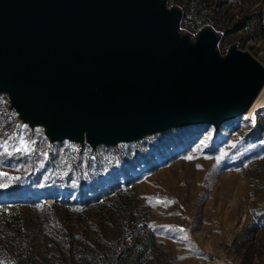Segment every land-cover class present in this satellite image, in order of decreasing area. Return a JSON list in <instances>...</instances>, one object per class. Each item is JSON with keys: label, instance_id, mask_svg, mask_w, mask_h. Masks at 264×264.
Masks as SVG:
<instances>
[{"label": "rangeland", "instance_id": "1", "mask_svg": "<svg viewBox=\"0 0 264 264\" xmlns=\"http://www.w3.org/2000/svg\"><path fill=\"white\" fill-rule=\"evenodd\" d=\"M167 4L183 10L181 33L211 26L219 52L236 45L264 66V0ZM256 114L93 150L51 143L0 94V264H264Z\"/></svg>", "mask_w": 264, "mask_h": 264}, {"label": "water", "instance_id": "2", "mask_svg": "<svg viewBox=\"0 0 264 264\" xmlns=\"http://www.w3.org/2000/svg\"><path fill=\"white\" fill-rule=\"evenodd\" d=\"M168 0H0V94L51 143L143 140L244 116L264 66Z\"/></svg>", "mask_w": 264, "mask_h": 264}, {"label": "bare ground", "instance_id": "3", "mask_svg": "<svg viewBox=\"0 0 264 264\" xmlns=\"http://www.w3.org/2000/svg\"><path fill=\"white\" fill-rule=\"evenodd\" d=\"M261 108H264V87L261 89V91L256 96L255 101L253 102L252 106L247 110V112L245 113V116L247 118H253L254 116L257 115L256 113Z\"/></svg>", "mask_w": 264, "mask_h": 264}, {"label": "snow or ice", "instance_id": "4", "mask_svg": "<svg viewBox=\"0 0 264 264\" xmlns=\"http://www.w3.org/2000/svg\"><path fill=\"white\" fill-rule=\"evenodd\" d=\"M19 144H20V147H18L16 151H30L31 150L29 144L23 138H20ZM188 158L191 159V157H188ZM157 202H160V201H157ZM183 239H187V237L185 236L183 237Z\"/></svg>", "mask_w": 264, "mask_h": 264}, {"label": "trees", "instance_id": "5", "mask_svg": "<svg viewBox=\"0 0 264 264\" xmlns=\"http://www.w3.org/2000/svg\"><path fill=\"white\" fill-rule=\"evenodd\" d=\"M8 198H10V197H8ZM12 198H14V197H13V196H11V199H12ZM2 199H3V198H2ZM0 200H1V199H0Z\"/></svg>", "mask_w": 264, "mask_h": 264}]
</instances>
